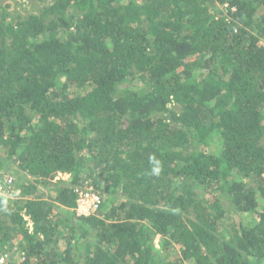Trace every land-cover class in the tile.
<instances>
[{"label": "trees", "instance_id": "obj_1", "mask_svg": "<svg viewBox=\"0 0 264 264\" xmlns=\"http://www.w3.org/2000/svg\"><path fill=\"white\" fill-rule=\"evenodd\" d=\"M0 171L11 264H264V0H0Z\"/></svg>", "mask_w": 264, "mask_h": 264}, {"label": "built area", "instance_id": "obj_2", "mask_svg": "<svg viewBox=\"0 0 264 264\" xmlns=\"http://www.w3.org/2000/svg\"><path fill=\"white\" fill-rule=\"evenodd\" d=\"M13 186L14 177L9 173H1L0 171V195L13 198ZM74 191L76 193V204L74 206L76 215H89L99 207L101 196L97 192L87 187H75ZM21 214L26 221V226L31 230L32 223L30 217L23 210H21ZM10 262L11 260L8 258L7 253L0 254V264H11Z\"/></svg>", "mask_w": 264, "mask_h": 264}, {"label": "rangeland", "instance_id": "obj_3", "mask_svg": "<svg viewBox=\"0 0 264 264\" xmlns=\"http://www.w3.org/2000/svg\"><path fill=\"white\" fill-rule=\"evenodd\" d=\"M20 10H21V9H20ZM233 220H234V221H237L238 218H237V217H234ZM248 221H249V220H248ZM18 254H19V253H18ZM14 259H16V262H15V263L18 264V261H19V255H18V256H15V255H14Z\"/></svg>", "mask_w": 264, "mask_h": 264}]
</instances>
